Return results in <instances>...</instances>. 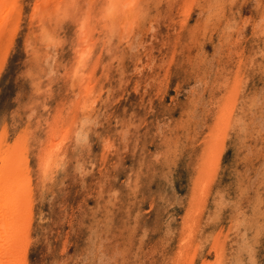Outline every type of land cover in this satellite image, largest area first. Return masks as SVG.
<instances>
[{
    "label": "rangeland",
    "instance_id": "374dc122",
    "mask_svg": "<svg viewBox=\"0 0 264 264\" xmlns=\"http://www.w3.org/2000/svg\"><path fill=\"white\" fill-rule=\"evenodd\" d=\"M54 1L36 14V0H18L5 66L0 56L2 170L29 133L25 264H178L188 252L191 264H264V0H138L134 15L106 18L107 0L69 13ZM88 10L92 50L78 39ZM88 75L90 94L79 91ZM48 146L59 157L44 171Z\"/></svg>",
    "mask_w": 264,
    "mask_h": 264
},
{
    "label": "bare ground",
    "instance_id": "6f19581e",
    "mask_svg": "<svg viewBox=\"0 0 264 264\" xmlns=\"http://www.w3.org/2000/svg\"><path fill=\"white\" fill-rule=\"evenodd\" d=\"M47 1V0H46ZM75 1L76 0H55L54 1V5L57 6V8H61L62 11H65L67 13L68 9L67 7L71 8L74 7V6H77L75 5ZM81 1V0H80ZM79 1V2H80ZM98 1V0H97ZM100 1V0H99ZM138 0H107V5L105 7H103L101 10H103L104 12V18H106V16H110L109 14L107 13H110L109 10L110 9H116V10H121L123 11V14L124 16H127V17H130L131 15H134V7L133 4H135ZM150 1V0H149ZM170 1V0H169ZM191 1V0H190ZM224 1V0H223ZM17 2L18 0H0V36H2L3 34L6 36L7 39H4L2 40L1 37H0V51L2 50L3 53L1 56V61H2V66L6 65L7 63V55H8V52H9V49L14 41V38H15V33L16 30L18 29L17 25H18V21L19 19L21 18V12L18 8V5H17ZM41 0H36V4H35V13L40 9H42L41 7L44 8V4L42 3L41 5ZM53 2V1H52ZM78 2V1H77ZM193 2V1H192ZM218 3V2H217ZM40 4V5H39ZM77 4V3H76ZM79 4V3H78ZM92 4V3H91ZM191 4V3H190ZM212 4V3H211ZM53 5V6H54ZM80 5V4H79ZM127 5H130L129 7H126ZM187 5H189L187 3ZM41 6V7H40ZM46 6V5H45ZM49 6V5H48ZM65 7V8H63ZM188 7V6H187ZM216 7V6H215ZM47 8V6H46ZM139 8V7H138ZM189 8V7H188ZM66 9V10H65ZM76 9V8H75ZM18 10V14H17V17H15L16 19H13L14 17V12ZM53 10V9H52ZM144 10V9H143ZM24 11V10H23ZM33 11V10H32ZM46 11V10H45ZM75 11V10H74ZM112 11V10H111ZM120 11V12H121ZM134 11V12H133ZM191 11V9H190ZM48 12V11H47ZM52 12V11H51ZM61 12V11H59ZM102 12V11H100ZM34 13V14H35ZM63 13V12H62ZM69 13V11H68ZM72 13V12H71ZM76 13V12H74ZM118 13V12H117ZM122 13V12H121ZM183 13V12H182ZM13 14V15H12ZM16 14V12H15ZM33 14V15H34ZM37 14V13H36ZM53 14V13H52ZM58 14V13H57ZM83 14V13H82ZM81 14V15H82ZM112 14V12H111ZM119 15V14H117ZM137 16V14H136ZM26 17V16H25ZM34 17V16H33ZM40 17V16H39ZM62 17V16H61ZM82 17V16H81ZM38 18V16H37ZM60 18V17H59ZM87 18V19H86ZM95 18V17H94ZM132 18V17H131ZM45 19V18H44ZM50 19V18H49ZM82 19V18H81ZM85 19V20H84ZM92 19V16H91V10H88L86 12V17L83 18V22L80 26V32H79V35H80V38L79 39V42L80 43H83V45H81L83 48H87L90 45H92V42L94 40V37H93V34L91 33V22L90 20ZM97 19V18H96ZM130 19V18H129ZM133 19V18H132ZM138 19V18H137ZM141 19V18H140ZM261 19V18H260ZM108 20V19H107ZM39 21V20H38ZM44 21V20H43ZM41 23V26L42 28L45 27L46 25H44L43 22ZM51 21V20H50ZM71 21V20H70ZM85 21V22H84ZM181 21V20H180ZM247 21V20H246ZM61 22V20H60ZM75 22V21H74ZM80 22V23H81ZM127 22V21H125ZM136 22V21H135ZM134 22V23H135ZM263 22V21H262ZM46 23V22H45ZM73 23V22H72ZM76 23V22H75ZM74 23V24H75ZM109 23V22H108ZM113 23V21H112ZM117 24H119L118 22H116ZM122 23V22H121ZM128 23V22H127ZM142 23V22H141ZM214 23V22H213ZM57 24V23H56ZM60 24V23H59ZM58 24V25H59ZM129 24L130 21H129ZM109 25V24H108ZM121 25V24H120ZM128 25V24H127ZM132 25V24H131ZM135 25L138 27L139 24L135 23ZM134 25V26H135ZM11 26V30H14L13 31V34H8V27ZM197 26V25H196ZM218 26V25H217ZM39 27V26H38ZM60 27V26H58ZM124 27V26H123ZM129 27V25H128ZM254 27V26H253ZM49 28V27H48ZM57 28V27H56ZM131 28V27H130ZM136 28V27H135ZM132 27V29H135ZM44 29L41 30V32H44ZM138 29V28H137ZM135 29V30H137ZM205 29V28H204ZM10 30V29H9ZM32 30V29H31ZM122 30V29H121ZM129 30V29H128ZM123 31H126V30H123ZM121 31V32H123ZM134 31V30H132ZM132 31L130 33H132ZM135 32V31H134ZM40 33V32H39ZM8 34V35H7ZM124 34V33H122ZM127 34V33H126ZM29 35V34H28ZM51 35V34H49ZM100 35V34H99ZM133 35V34H132ZM221 35V34H220ZM27 36V35H26ZM127 36V35H126ZM41 37V36H40ZM45 37V36H44ZM46 38V37H45ZM48 38V37H47ZM128 38V37H127ZM27 39V37H26ZM29 39V38H28ZM34 39V38H33ZM132 39V38H131ZM146 39V38H145ZM200 39V38H199ZM32 40V39H30ZM46 40V39H44ZM36 42V41H35ZM76 42V41H75ZM89 43V44H88ZM131 43V41H130ZM233 43V42H232ZM27 44V42H26ZM36 44V43H35ZM42 44V42H41ZM104 44V43H103ZM34 45V44H33ZM88 45V46H86ZM132 45V44H131ZM134 45V44H133ZM51 46V45H50ZM105 46V45H104ZM128 46V45H127ZM182 46V45H181ZM199 46V45H198ZM29 47V46H28ZM31 48V47H30ZM37 49V48H36ZM78 49V48H77ZM80 49V48H79ZM87 49H91V46L88 47ZM86 49V50H87ZM234 49V48H233ZM231 48V50H233ZM31 50V49H30ZM29 50V51H30ZM35 50V48H34ZM84 50V49H83ZM92 50V49H91ZM103 50V49H102ZM235 50V49H234ZM62 51V50H61ZM82 51V49H81ZM26 52V51H25ZM46 52V51H45ZM217 52V51H216ZM221 52V51H220ZM44 53V52H43ZM36 54V53H34ZM46 54V53H45ZM51 54V53H50ZM49 55V54H48ZM78 55V53H77ZM38 56V54H37ZM173 56V55H172ZM49 57V56H48ZM78 57V56H77ZM87 56H84V57H80V58H77V61L75 62L76 63V71L78 73V71L83 68L84 66V61H87ZM99 58V57H98ZM72 59V58H71ZM196 59V58H195ZM194 59V60H195ZM99 60V59H98ZM206 60V59H205ZM204 60V61H205ZM213 60V59H212ZM53 61V60H52ZM35 62V61H34ZM1 67V65H0ZM91 67V66H89ZM98 68V67H97ZM74 70V71H75ZM237 71V70H236ZM241 71V70H240ZM1 72V71H0ZM84 72V71H83ZM76 73V72H74ZM76 73V74H77ZM90 73V72H89ZM88 73V74H89ZM236 73V72H235ZM238 73V72H237ZM79 74V73H78ZM78 74H77V78H78ZM86 74V73H85ZM92 74V73H91ZM219 75V74H218ZM234 75V74H233ZM64 76V75H63ZM82 76V75H80ZM235 76V75H234ZM76 77V76H75ZM236 77V76H235ZM96 78V77H95ZM75 79V78H74ZM80 79V78H79ZM77 80V79H76ZM95 79H93V77H91V75H88L86 77H81L80 79V82L84 83L85 85L83 87H81L79 89V91L83 90L84 92L86 91V93L88 92L89 94L92 92H90V89L93 88L94 85L93 82H94ZM93 81V82H92ZM240 81V80H239ZM77 82V81H75ZM79 82V83H80ZM235 84V83H232V85ZM79 85H82V84H75V89L76 87L78 86L79 88ZM226 85V84H225ZM228 85V83H227ZM226 85V86H227ZM221 87H219L220 89L222 88V85H220ZM224 87V86H223ZM229 87V86H228ZM226 88V87H225ZM228 89V88H227ZM230 89V88H229ZM232 89V88H231ZM223 90V89H222ZM233 93L236 92V89H232ZM78 91V90H76ZM226 91V90H225ZM239 91V90H238ZM226 93V92H225ZM236 95V93H235ZM234 95V96H235ZM89 96V95H88ZM225 96V95H224ZM91 97V96H89ZM220 97V96H219ZM231 97V96H230ZM236 97V96H235ZM87 99H89L87 97ZM221 100H224V99H221ZM228 100V99H227ZM220 101V100H219ZM236 101V99H235ZM229 102V101H228ZM79 103V102H78ZM81 103V102H80ZM222 103V102H221ZM227 103V101H226ZM82 104V103H81ZM86 104V103H85ZM219 104V102H218ZM232 104V103H231ZM235 104V103H234ZM87 105V104H86ZM220 105V104H219ZM223 105V104H222ZM83 106V105H82ZM89 106V105H88ZM79 107V106H78ZM61 108V107H60ZM220 108H221V105H220ZM63 109V108H62ZM232 109V108H231ZM222 110V109H219V111ZM233 110V109H232ZM60 111V110H59ZM63 111V110H62ZM83 111V110H82ZM85 111V110H84ZM228 111V110H227ZM64 112V111H63ZM222 112V111H221ZM225 112V111H224ZM58 113V112H57ZM71 113V112H70ZM85 113V112H84ZM234 113V112H233ZM60 114V113H59ZM87 114V113H86ZM61 115V114H60ZM66 115V114H65ZM85 115V114H84ZM227 115V114H226ZM64 116V114H63ZM70 116V115H68ZM78 116V115H77ZM83 116V115H82ZM65 117V116H64ZM87 117V116H86ZM235 117V116H234ZM233 117V118H234ZM67 118V117H66ZM31 119V118H30ZM61 119V118H60ZM72 119V118H71ZM85 119V118H84ZM221 119L223 120V122H219V123H215L217 125V127H215V131L213 133V135L211 134V136H214L215 138L212 139L214 140L212 142V146L209 145L211 151L209 152H215V154L217 153V150L221 148V139L220 137H222V140H223V135L224 133L227 132V120L230 119H227L225 118V121H224V114L221 115ZM227 119V120H226ZM235 119V118H234ZM58 120V119H57ZM77 120V119H76ZM218 120V119H217ZM221 120V121H222ZM60 121V120H59ZM66 121V120H65ZM76 122V121H75ZM232 122V121H231ZM61 123V122H60ZM64 123V122H63ZM71 123V122H70ZM74 123V122H73ZM83 123V121H82ZM77 124V123H76ZM214 124V125H215ZM242 124V123H241ZM63 125V124H62ZM75 125V124H74ZM80 125V124H79ZM78 125V126H79ZM82 125V124H81ZM84 125V124H83ZM26 126V125H25ZM60 126V125H59ZM55 127H58V126H55ZM61 127V126H60ZM67 128H69V126L67 125L66 126ZM60 128L62 130H64V132L67 130V128ZM83 127V126H81ZM57 129V128H56ZM243 129V128H242ZM26 130V129H25ZM59 130V128L57 129ZM76 130V129H75ZM80 130V129H79ZM78 131V130H77ZM82 131V130H81ZM79 131V132H81ZM4 132V131H3ZM28 132V131H27ZM216 132V133H215ZM62 133V132H61ZM27 134V133H26ZM66 134V133H65ZM31 135V134H30ZM60 135V134H59ZM62 135V134H61ZM6 138V137H5ZM29 133L26 135H24L23 133L21 134L20 136V139H18V143L17 145H15L14 149L11 153V155L9 156V158H7V163L6 165L4 166V170H2L1 168V165H0V264H25V259H26V256H27V249H28V244H29V237H28V231H29V228H30V224H29V219L30 217L32 216V198L31 200H26L25 201V198L27 197V194L30 198V195H31V191H32V187H30V189L28 188V179L31 178V175H29L27 177V175L24 173V169H23V165H26L27 167V171L29 172V174H31V163L30 165L28 164V162L31 160L30 159V155L28 156V146L27 144L29 143ZM55 137L52 135V138L50 139V141H53ZM76 138H78L76 136ZM127 139V138H126ZM159 139V138H158ZM62 140V139H60ZM65 140V139H64ZM67 140V139H66ZM49 141V142H50ZM193 141V140H192ZM2 142V141H1ZM47 144V143H46ZM53 145V144H52ZM54 147V146H52ZM83 148V147H82ZM215 148V149H214ZM218 148V149H217ZM206 149V147H205ZM44 153L42 151V154L41 157H39V166L42 170H46V168L49 166V163L53 162V160H56V158L54 157H59L57 156L59 153L57 152H53L51 148L46 147ZM55 150V149H54ZM41 151V150H40ZM219 152V151H218ZM9 153V154H10ZM120 154V153H119ZM214 154V153H213ZM34 155V154H32ZM209 155V154H208ZM54 156V157H53ZM34 157V156H33ZM64 157V156H63ZM217 157V156H216ZM210 159V158H209ZM212 159V158H211ZM204 160V158H203ZM218 160V159H217ZM5 161V162H6ZM60 163V162H59ZM212 163H215L216 164V160L214 161H207L206 164H201V168H202V172H209V170H207V165H209L211 167ZM104 165V164H103ZM52 166V164H51ZM54 166V164H53ZM216 166V165H215ZM57 167V166H56ZM53 168V167H52ZM207 168V169H206ZM55 170V169H54ZM211 171V170H210ZM45 174V172H44ZM200 174V173H199ZM203 175V177H200L195 183L198 184L197 187H199L200 191L203 190V191H206L208 189V185H209V182H211V177L208 176V175H205L203 173H201ZM209 175H212L210 174V172L208 173ZM201 175V176H202ZM28 178V179H27ZM204 179V181H203ZM196 188V187H195ZM33 193V192H32ZM198 194L199 192H196L195 195H194V199L198 197ZM254 194V193H253ZM200 195L201 192H200ZM205 196V194H204ZM203 196V197H204ZM193 197V196H192ZM192 202V201H191ZM203 202V201H202ZM236 203V202H235ZM189 205L190 204V201H189ZM194 205V203H193ZM197 205H202V204H197ZM204 205V204H203ZM202 205V207H203ZM206 205V204H205ZM205 207V206H204ZM203 207V208H204ZM202 208V209H203ZM193 209V208H192ZM195 209V208H194ZM200 209V207H199ZM198 209L196 208V211ZM190 211V210H189ZM192 213V212H190ZM189 213V215H190ZM201 213V211H200ZM202 214V213H201ZM194 218V216L192 217ZM192 218H190L192 220ZM199 221V220H197ZM198 223V222H196ZM240 223V222H239ZM185 224V223H184ZM257 224V223H256ZM259 224V223H258ZM247 225V224H246ZM249 225V224H248ZM185 226V225H184ZM198 227V226H197ZM190 229V228H189ZM199 229V228H198ZM194 230V229H192ZM197 231V230H196ZM184 232V231H183ZM194 233V232H193ZM192 231L191 232H188L186 234V237H187V240H186V243H189L191 238H192V235H193ZM184 235V234H183ZM195 235V234H194ZM195 237V236H193ZM194 239V238H193ZM194 240H192L193 242ZM190 244V243H189ZM184 245V244H183ZM184 247V246H183ZM222 247V246H221ZM184 249V248H183ZM190 251V250H189ZM251 251V250H250ZM195 252V251H194ZM223 252V251H222ZM178 253V252H177ZM180 253V252H179ZM191 253V252H190ZM217 253V252H216ZM189 254V252H188ZM188 254H186L185 256L183 255V258H181V260L179 261L177 259L176 263L178 264H191L189 263V259L187 258ZM218 254V253H217ZM218 256V255H217ZM179 257V256H177ZM221 257V256H220ZM217 258V257H215ZM218 259V258H217ZM224 259V258H223ZM221 261V260H220ZM174 262V261H173ZM219 262V261H218ZM215 263V262H214ZM173 264V263H172ZM219 264V263H218ZM233 264V263H232ZM235 264V263H234Z\"/></svg>",
    "mask_w": 264,
    "mask_h": 264
}]
</instances>
